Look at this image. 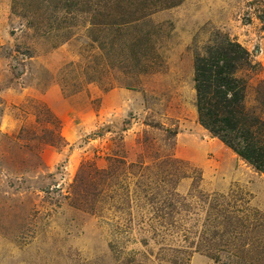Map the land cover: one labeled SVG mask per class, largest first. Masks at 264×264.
<instances>
[{"label":"rangeland","instance_id":"obj_1","mask_svg":"<svg viewBox=\"0 0 264 264\" xmlns=\"http://www.w3.org/2000/svg\"><path fill=\"white\" fill-rule=\"evenodd\" d=\"M0 0V264H264V175L197 121L194 59L249 53L264 0Z\"/></svg>","mask_w":264,"mask_h":264},{"label":"trees","instance_id":"obj_2","mask_svg":"<svg viewBox=\"0 0 264 264\" xmlns=\"http://www.w3.org/2000/svg\"><path fill=\"white\" fill-rule=\"evenodd\" d=\"M183 0H108L113 19L142 18L150 11L179 5ZM253 67L250 53L224 36L194 59L195 110L198 124L239 159L264 175V117L245 107L248 83L237 73ZM264 90V89H263Z\"/></svg>","mask_w":264,"mask_h":264}]
</instances>
